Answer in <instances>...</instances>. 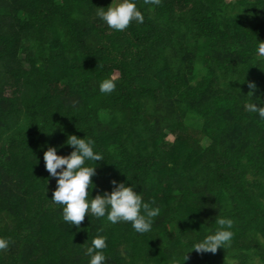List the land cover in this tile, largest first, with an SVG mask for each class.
Returning <instances> with one entry per match:
<instances>
[{
    "label": "trees",
    "instance_id": "1",
    "mask_svg": "<svg viewBox=\"0 0 264 264\" xmlns=\"http://www.w3.org/2000/svg\"><path fill=\"white\" fill-rule=\"evenodd\" d=\"M109 3L0 0V264H87L96 235L105 264H264V119L245 108L248 81L264 101V0H136L123 31L95 15ZM68 134L104 157L90 195L124 181L160 209L149 232L63 221L43 151ZM217 216L231 242L188 250Z\"/></svg>",
    "mask_w": 264,
    "mask_h": 264
},
{
    "label": "clouds",
    "instance_id": "2",
    "mask_svg": "<svg viewBox=\"0 0 264 264\" xmlns=\"http://www.w3.org/2000/svg\"><path fill=\"white\" fill-rule=\"evenodd\" d=\"M144 3L159 5L161 0H144ZM95 15L114 31H123L130 22L143 23L144 19L136 0H110L106 7H97ZM259 53L264 55V47L259 49ZM256 87L254 81H248L250 102L245 108L257 114L260 119H264V101L257 106L252 99V91ZM115 88L116 79L111 76L102 79L98 84V90L103 94L111 93ZM256 99L260 100V97ZM50 131L51 129L47 132ZM63 143L71 147L67 155L57 154L58 146L49 145L43 151L44 167L56 182L50 200L60 206L63 221L79 227L85 214L87 216L91 214L96 218H104L110 224L128 222L138 234L149 232L154 218L160 214V209L145 202L140 192L134 190L135 185L132 183L112 180L111 191L97 192L95 196L89 194L94 187L91 177L95 175V163L104 159L100 152L94 150V140L91 137L68 134ZM215 224L217 227L214 231L194 242L188 250L214 253L218 247L223 248L229 244L234 235L233 220L227 216H217ZM8 246L9 241L0 237V250H5ZM106 247L105 236H94L85 248L87 264H105L107 257L103 250ZM186 259L184 253L183 260Z\"/></svg>",
    "mask_w": 264,
    "mask_h": 264
}]
</instances>
